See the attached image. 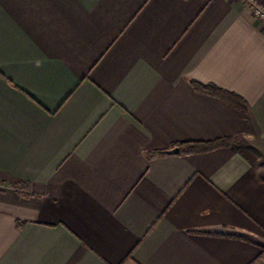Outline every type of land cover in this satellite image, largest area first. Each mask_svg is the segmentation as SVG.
<instances>
[{
	"label": "crops",
	"instance_id": "0c3cea01",
	"mask_svg": "<svg viewBox=\"0 0 264 264\" xmlns=\"http://www.w3.org/2000/svg\"><path fill=\"white\" fill-rule=\"evenodd\" d=\"M0 264H264V22L244 0H0Z\"/></svg>",
	"mask_w": 264,
	"mask_h": 264
},
{
	"label": "trees",
	"instance_id": "16d2710c",
	"mask_svg": "<svg viewBox=\"0 0 264 264\" xmlns=\"http://www.w3.org/2000/svg\"><path fill=\"white\" fill-rule=\"evenodd\" d=\"M195 87L198 92L218 97L241 112L246 114L250 112L249 106L246 104V102L234 94L227 93L213 85L202 86L195 84ZM233 141L234 140H219L211 143L184 144L179 146L180 154L193 155L207 153L222 147L231 146Z\"/></svg>",
	"mask_w": 264,
	"mask_h": 264
},
{
	"label": "built area",
	"instance_id": "2783aa9c",
	"mask_svg": "<svg viewBox=\"0 0 264 264\" xmlns=\"http://www.w3.org/2000/svg\"><path fill=\"white\" fill-rule=\"evenodd\" d=\"M252 8L258 19L264 22V5L259 0H244Z\"/></svg>",
	"mask_w": 264,
	"mask_h": 264
},
{
	"label": "water",
	"instance_id": "95a60500",
	"mask_svg": "<svg viewBox=\"0 0 264 264\" xmlns=\"http://www.w3.org/2000/svg\"><path fill=\"white\" fill-rule=\"evenodd\" d=\"M168 153L171 154V155H176V154H179L180 153V149L179 148H176L174 150L169 151Z\"/></svg>",
	"mask_w": 264,
	"mask_h": 264
},
{
	"label": "rangeland",
	"instance_id": "374dc122",
	"mask_svg": "<svg viewBox=\"0 0 264 264\" xmlns=\"http://www.w3.org/2000/svg\"><path fill=\"white\" fill-rule=\"evenodd\" d=\"M234 142V141H233Z\"/></svg>",
	"mask_w": 264,
	"mask_h": 264
}]
</instances>
